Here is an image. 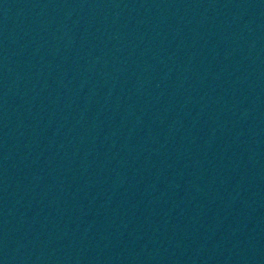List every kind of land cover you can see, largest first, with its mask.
Listing matches in <instances>:
<instances>
[{"label": "water", "instance_id": "95a60500", "mask_svg": "<svg viewBox=\"0 0 264 264\" xmlns=\"http://www.w3.org/2000/svg\"><path fill=\"white\" fill-rule=\"evenodd\" d=\"M0 264H264V0H0Z\"/></svg>", "mask_w": 264, "mask_h": 264}]
</instances>
